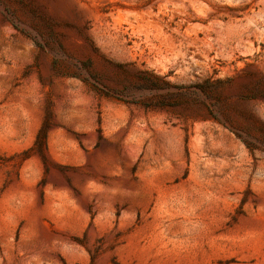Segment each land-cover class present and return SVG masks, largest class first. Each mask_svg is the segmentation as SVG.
<instances>
[{
	"label": "rangeland",
	"instance_id": "1",
	"mask_svg": "<svg viewBox=\"0 0 264 264\" xmlns=\"http://www.w3.org/2000/svg\"><path fill=\"white\" fill-rule=\"evenodd\" d=\"M0 264H264V0H0Z\"/></svg>",
	"mask_w": 264,
	"mask_h": 264
}]
</instances>
